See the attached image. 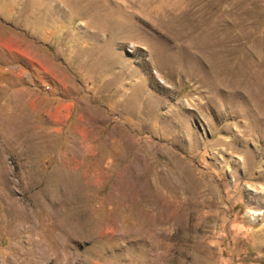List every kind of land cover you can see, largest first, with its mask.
Here are the masks:
<instances>
[{"label": "rangeland", "instance_id": "374dc122", "mask_svg": "<svg viewBox=\"0 0 264 264\" xmlns=\"http://www.w3.org/2000/svg\"><path fill=\"white\" fill-rule=\"evenodd\" d=\"M0 264H264V0H0Z\"/></svg>", "mask_w": 264, "mask_h": 264}]
</instances>
